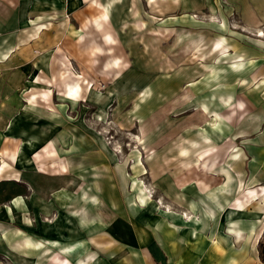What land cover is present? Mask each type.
<instances>
[{"label":"rangeland","instance_id":"1","mask_svg":"<svg viewBox=\"0 0 264 264\" xmlns=\"http://www.w3.org/2000/svg\"><path fill=\"white\" fill-rule=\"evenodd\" d=\"M126 1L121 9L133 11L97 13L80 28L77 18L59 14L58 28L48 30L53 37L35 40L34 29L8 35L0 28V52L11 55L0 61V167L18 165L15 157L5 158L17 148L9 147L15 140L4 130L20 113L27 139L37 144L26 153L28 170L38 176L27 179L38 186L33 197L48 203L73 197L76 208L88 201L92 233L116 217L129 218L134 207L145 219L186 214L179 199L183 188L222 181L207 164L227 162L233 144L219 157L209 136L210 109L221 106L211 85L238 91L241 78L227 72L235 53L256 49L255 40L264 39V27L244 28L226 0ZM243 109L229 112L240 118ZM22 190L29 201L32 190ZM142 195L149 204H134ZM56 218L42 215L47 223ZM58 255L48 260L71 264Z\"/></svg>","mask_w":264,"mask_h":264},{"label":"crops","instance_id":"2","mask_svg":"<svg viewBox=\"0 0 264 264\" xmlns=\"http://www.w3.org/2000/svg\"><path fill=\"white\" fill-rule=\"evenodd\" d=\"M126 2L0 0V28L8 29V35L11 29L31 28L30 33L34 29L35 40L53 37L55 31L48 30L58 28L59 14L77 18L79 25L76 28H80L97 13L113 14L117 8L133 11L128 6L121 9ZM226 2L228 12L240 13L244 28L264 27V0ZM67 22L63 24L65 27ZM27 35H24L25 40ZM255 41L257 48L243 50L242 54L236 52L237 56L231 62L233 68L227 70L241 78L238 91L236 86L227 85L226 92H221L220 86L212 84L215 80L210 82L211 87L217 89L215 100H220L221 106L210 109L209 136L217 146L219 157L224 156L225 147L230 143L233 149L227 162L207 164V168L211 165L213 177L223 176L222 181H199L195 186L183 188L179 199L186 214L170 213L161 218L160 214L153 213L145 219L134 207L129 218L116 217L103 230L92 233L88 201L78 202L81 207L76 208L77 201L73 197L49 203L43 197H33L38 186L27 179L38 176L28 170L26 153L37 144L34 140L31 146V140L27 139L26 119L20 113L13 119L10 117L4 134L15 140L9 147L17 149L5 158L13 160L15 157L18 165L0 167V256L5 258L6 264H56L48 259L58 258V254L71 264H264L259 254V244L264 236V39L259 37ZM10 58V52H0L3 63ZM219 74L220 71H215L212 76L218 78ZM241 106H244L242 117L230 114L231 109L239 110ZM220 108L227 109L220 111ZM215 119L218 122L215 123ZM198 131L202 135V130ZM205 138L208 139V135L205 134ZM224 138L228 141L219 146ZM236 142L239 145H235ZM198 151L194 148L196 153L193 155L197 156ZM87 162L90 163V159ZM95 167L98 168L94 166L95 170H101ZM26 185L33 192L29 201L22 193ZM88 195L84 189L82 196ZM141 197L144 195L133 200L134 204L145 206L148 198L141 202ZM28 205L32 214L27 212ZM52 213L57 215L55 221L42 220V215L47 217ZM18 219L19 223L15 224ZM63 262L61 260L60 264ZM0 264L5 263L0 260Z\"/></svg>","mask_w":264,"mask_h":264},{"label":"trees","instance_id":"3","mask_svg":"<svg viewBox=\"0 0 264 264\" xmlns=\"http://www.w3.org/2000/svg\"><path fill=\"white\" fill-rule=\"evenodd\" d=\"M259 254L261 260L264 262V244L262 243L259 244Z\"/></svg>","mask_w":264,"mask_h":264},{"label":"bare ground","instance_id":"4","mask_svg":"<svg viewBox=\"0 0 264 264\" xmlns=\"http://www.w3.org/2000/svg\"><path fill=\"white\" fill-rule=\"evenodd\" d=\"M260 35H262V34H260ZM106 36V35H105ZM258 36V35H257ZM104 41V40H103ZM29 143H31V142H29ZM21 151V150H20ZM67 197V196H66ZM142 198V197H141Z\"/></svg>","mask_w":264,"mask_h":264}]
</instances>
